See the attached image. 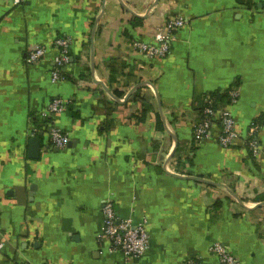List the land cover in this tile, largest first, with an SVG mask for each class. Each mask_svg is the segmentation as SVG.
I'll list each match as a JSON object with an SVG mask.
<instances>
[{
	"label": "crops",
	"instance_id": "crops-1",
	"mask_svg": "<svg viewBox=\"0 0 264 264\" xmlns=\"http://www.w3.org/2000/svg\"><path fill=\"white\" fill-rule=\"evenodd\" d=\"M173 17L185 24L168 56L134 52ZM60 37L72 41L71 64L53 84ZM37 46L47 56L28 65ZM232 87L243 138L224 148L216 126L196 141L207 97ZM58 98L72 102L56 120L69 143L53 149L38 132L30 159L33 117ZM262 116L264 0H0V264H221L214 244L264 264V123L256 155L245 142ZM107 201L148 221L142 257L99 241Z\"/></svg>",
	"mask_w": 264,
	"mask_h": 264
},
{
	"label": "built area",
	"instance_id": "built-area-1",
	"mask_svg": "<svg viewBox=\"0 0 264 264\" xmlns=\"http://www.w3.org/2000/svg\"><path fill=\"white\" fill-rule=\"evenodd\" d=\"M28 0H14L15 5H22ZM185 24L182 18H169L161 27L155 37V43L135 42L132 47L134 52L139 53L146 58H165L171 51V45L177 40V31ZM71 44L72 41L66 37L57 38L54 41V49L57 54L54 58V66L51 70V81L53 84L64 83L67 81L64 69L71 64ZM28 65L40 64L47 56V49L42 47H32L27 53ZM233 103L239 97V90L232 92ZM71 101L58 98L50 102L39 113L40 121L46 120L48 126V136L53 149L63 150L67 147L70 136L62 129L56 126L57 116L64 114L71 106ZM219 126L220 134L218 141L224 148L233 147L243 137L238 130L237 123L231 108L227 109H206L202 119L194 124V136L196 141L208 140L212 138V130ZM44 129V127H43ZM258 127L253 124L248 128L245 142L249 150L256 155L258 143L255 140V134ZM39 129L36 124H32L30 135L36 136ZM104 228L98 239L100 242H109L107 249L110 253H122L126 258L137 259L146 254L150 249V238L148 234V221L146 219L136 222L132 218L122 219L117 214V210L112 201H107L103 207ZM4 244L0 242V250ZM212 253L219 259L221 264H239L237 258L232 255L227 248L221 244H214L211 248ZM21 264H32L30 262H21Z\"/></svg>",
	"mask_w": 264,
	"mask_h": 264
},
{
	"label": "trees",
	"instance_id": "trees-1",
	"mask_svg": "<svg viewBox=\"0 0 264 264\" xmlns=\"http://www.w3.org/2000/svg\"><path fill=\"white\" fill-rule=\"evenodd\" d=\"M99 33V31H98ZM238 83H235V87H237ZM234 87V86H233ZM233 87L230 90H227L225 92H215L209 95V97H207L206 101L204 102L203 106H202V113L205 112L206 109H227L230 108L233 102V97H232V92L237 91V89H233ZM116 95L118 94V96H121V94L118 93V91L114 92ZM140 100V96H139V92H137L134 95V100ZM34 116V115H33ZM146 114L143 115L142 118L139 119L140 122H145L146 121ZM33 121L35 124H37V127L39 129V133L43 132V133H47L48 129H46V127L48 126V122H43L40 121L39 118H37L36 116L33 117ZM264 121V116H262L261 118L257 119L255 121V125L257 127H259L258 125H263ZM156 126L157 128L162 131L164 130V124L163 121L160 117V115H157L156 117ZM44 127V129H43ZM39 135V134H37ZM246 148L249 149L248 144H246Z\"/></svg>",
	"mask_w": 264,
	"mask_h": 264
},
{
	"label": "water",
	"instance_id": "water-1",
	"mask_svg": "<svg viewBox=\"0 0 264 264\" xmlns=\"http://www.w3.org/2000/svg\"><path fill=\"white\" fill-rule=\"evenodd\" d=\"M42 136H43V134H39V135L31 138V140L29 142V157H30V159L38 160L40 158L41 151H42V140H41ZM194 179L197 181L206 183V181L203 179H199V178H194ZM36 189H37V187L34 185L31 187V193H30L31 197L34 196Z\"/></svg>",
	"mask_w": 264,
	"mask_h": 264
}]
</instances>
